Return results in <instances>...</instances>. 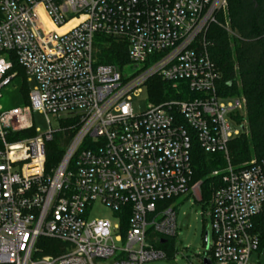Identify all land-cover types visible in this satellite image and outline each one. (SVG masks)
Wrapping results in <instances>:
<instances>
[{
	"label": "built area",
	"instance_id": "2783aa9c",
	"mask_svg": "<svg viewBox=\"0 0 264 264\" xmlns=\"http://www.w3.org/2000/svg\"><path fill=\"white\" fill-rule=\"evenodd\" d=\"M227 13L228 0H0V101L16 90L15 62L33 84L27 104H0V264L167 260L156 245L175 239L174 203L190 196L211 209L213 264L264 251V160L230 162L246 102L221 96L208 39ZM98 37L124 42L129 63H100ZM153 77L175 99L136 114L133 97ZM66 131L47 170V144ZM194 143L227 162L207 201L192 182ZM99 206L110 220L91 219ZM40 239L61 246L42 256Z\"/></svg>",
	"mask_w": 264,
	"mask_h": 264
},
{
	"label": "trees",
	"instance_id": "16d2710c",
	"mask_svg": "<svg viewBox=\"0 0 264 264\" xmlns=\"http://www.w3.org/2000/svg\"><path fill=\"white\" fill-rule=\"evenodd\" d=\"M227 18V19H226ZM217 16V23L210 27L208 39L212 43L211 58L220 74L219 92L224 98L240 97L246 102L243 133L229 144V158L239 168L253 160H264V0H228L227 17ZM229 21V27L224 26ZM100 63L124 67L129 63L127 45L111 38L98 37ZM15 94L10 106L28 103L29 88L24 70L15 62ZM150 103L161 104L174 100L171 85L157 77L147 83ZM16 96H20L17 98ZM21 102H17V100ZM71 132H59L46 147L47 170L57 167L68 145ZM193 183L201 182L204 199L207 201L216 179L210 177L215 170L223 169L227 162L223 154H205L197 143L191 150ZM173 240L156 248L167 252V259L174 256ZM42 256L52 255L51 247L61 244L40 239ZM212 257V252L208 254Z\"/></svg>",
	"mask_w": 264,
	"mask_h": 264
},
{
	"label": "rangeland",
	"instance_id": "374dc122",
	"mask_svg": "<svg viewBox=\"0 0 264 264\" xmlns=\"http://www.w3.org/2000/svg\"><path fill=\"white\" fill-rule=\"evenodd\" d=\"M224 26H227L226 22ZM29 89L32 83H27ZM13 87L3 91V99L0 104L5 109L11 108V98L16 95ZM20 98V96L18 97ZM17 102H21L19 99ZM133 109L136 114L146 112L150 104L149 92L144 87L138 95L133 97ZM35 127L44 133L48 130L45 117L36 113L34 115ZM53 129H57V124L52 123ZM177 211V236L173 239L174 256L172 259L155 261L148 264H203L202 259L208 255L213 245V234L211 227V209L205 203L197 202L193 197H182L174 203ZM109 219L111 212L103 206H99L91 215V219ZM206 235L209 236L206 245ZM252 264H264V251L254 253L251 257Z\"/></svg>",
	"mask_w": 264,
	"mask_h": 264
},
{
	"label": "water",
	"instance_id": "95a60500",
	"mask_svg": "<svg viewBox=\"0 0 264 264\" xmlns=\"http://www.w3.org/2000/svg\"><path fill=\"white\" fill-rule=\"evenodd\" d=\"M205 241H206V245H208V241H209V236H208V235H206ZM165 243H166L165 240H162V241L160 242V244H162V245L165 244ZM203 264H213V263H212L211 259L205 257V258L203 259Z\"/></svg>",
	"mask_w": 264,
	"mask_h": 264
}]
</instances>
